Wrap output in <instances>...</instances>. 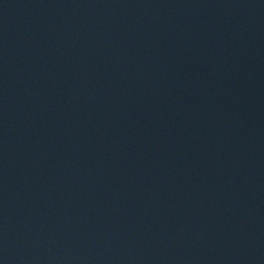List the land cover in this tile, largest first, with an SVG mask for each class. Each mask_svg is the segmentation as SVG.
<instances>
[{"label": "water", "instance_id": "water-1", "mask_svg": "<svg viewBox=\"0 0 264 264\" xmlns=\"http://www.w3.org/2000/svg\"><path fill=\"white\" fill-rule=\"evenodd\" d=\"M0 264H264V0H0Z\"/></svg>", "mask_w": 264, "mask_h": 264}]
</instances>
